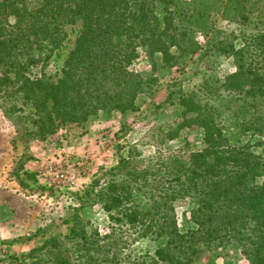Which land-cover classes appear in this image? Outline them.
Masks as SVG:
<instances>
[{"label":"trees","instance_id":"16d2710c","mask_svg":"<svg viewBox=\"0 0 264 264\" xmlns=\"http://www.w3.org/2000/svg\"><path fill=\"white\" fill-rule=\"evenodd\" d=\"M231 1L238 13L235 28L212 30L202 82L181 93L180 123L164 132L161 127L157 137L166 143L196 125L203 147L191 150L187 143L143 163L122 158L105 185L95 180L86 189L108 214L110 232L101 234L75 208L65 221L70 226L64 241L47 238L14 258L17 264H193L226 243L238 244L251 264H264V0ZM189 17L176 0H0V97L9 102L6 115L44 140L100 112L138 110V100L154 94L160 68L179 65L180 58L202 49ZM71 34L73 45L60 71L48 75L46 66ZM237 39L242 46L235 45ZM139 48L150 55L148 72L134 68ZM230 56L236 68L224 80L208 74ZM38 66L40 74L33 75ZM231 103L253 117L232 122L240 112L231 115ZM229 128L260 139L242 143ZM138 194L148 197L147 207ZM184 200L194 203L193 225L185 232L176 209ZM127 235L131 242H158L156 251L123 254Z\"/></svg>","mask_w":264,"mask_h":264},{"label":"rangeland","instance_id":"374dc122","mask_svg":"<svg viewBox=\"0 0 264 264\" xmlns=\"http://www.w3.org/2000/svg\"><path fill=\"white\" fill-rule=\"evenodd\" d=\"M180 10L188 12L194 36L202 49L195 55L180 58L174 67L160 68L153 95L138 100L139 109L127 112H100L83 124H70L41 140L26 131L27 124H14L6 115L9 102L0 97V264H17L14 258L28 254L52 236L63 237L70 224L65 221L77 212L88 218L101 234L110 232V219L99 203H93L86 189L95 181L105 185L112 170L122 158L131 163L148 162L162 152L166 156L190 144L191 150L203 147V131L193 125L175 139L160 143L157 139L167 129H174L182 118L184 107L179 103L181 93L197 88L204 78L206 63L211 56L204 50L215 28L232 31L238 18L231 0H176ZM74 34L66 46L56 52L46 66L48 75L57 74L72 48ZM241 39L235 45L242 46ZM161 64V62H159ZM151 58L139 48L134 68L141 72L152 69ZM34 67L32 74H40ZM236 68L233 56L223 60L215 72L221 80ZM264 108V105H263ZM245 110V112H243ZM229 113L239 111L235 120L253 117L239 103H231ZM256 114H254L255 116ZM227 121H229L227 119ZM161 127L163 128L161 132ZM228 133L240 142L260 139L251 131L229 128ZM260 152L259 147L255 148ZM141 206L149 199L138 194ZM194 207L191 200L176 203L178 223L185 232L193 225L189 219ZM128 234V233H127ZM122 251L125 255L154 254L158 242L141 238ZM193 264H251L236 243H226L203 252Z\"/></svg>","mask_w":264,"mask_h":264}]
</instances>
